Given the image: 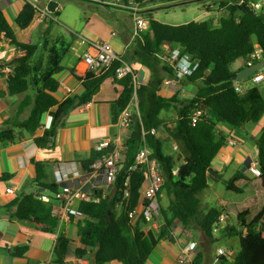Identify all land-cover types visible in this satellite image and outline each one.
<instances>
[{
  "label": "trees",
  "instance_id": "16d2710c",
  "mask_svg": "<svg viewBox=\"0 0 264 264\" xmlns=\"http://www.w3.org/2000/svg\"><path fill=\"white\" fill-rule=\"evenodd\" d=\"M196 1L202 0H188L186 3L184 0H148L153 5L160 4L157 9ZM217 1H221L220 6L223 7L229 0ZM230 1L232 4L221 12L216 26L211 20L167 25L153 18L152 12L156 9L142 12L148 27L134 39L122 56L130 66L135 62L150 71L149 82L140 85L136 93L140 121L133 120L130 135L124 143L123 167L116 177L111 195L105 197L98 190L95 196L99 202H78L76 206L85 215L82 221L84 225L80 223L78 226V236L81 244L89 248V264H145L153 247L170 236L176 221L184 229H197L201 234L200 249L198 247L196 250L191 264H264V125L256 140V160L261 175L249 177L238 172L224 180L223 204L219 208L209 207L200 199L208 188V178H212L207 170L227 141L219 131L220 127L225 126L233 131L257 124L264 115V97L260 91L251 88L242 94L236 93L232 81L236 71L231 70L236 61H247L257 48L264 58V16L254 14L246 3L238 5L237 0ZM207 10L210 11L209 8ZM35 16L36 11L26 3L15 23L24 30ZM1 37L24 53L9 64L13 70L7 77V94L10 97L24 94V97L17 105L14 116L0 125L1 146L17 143L25 134L34 136L41 127L43 116L48 113L52 118L51 126L41 137L34 139L37 148L46 150L62 125L58 121L61 114L91 102L107 78L111 77L122 87L115 103L118 113L132 99L131 78L116 79V63L104 74L89 72L80 79L84 91L77 105L76 97L59 102L54 97L59 83L53 75L61 72L62 68L53 58L51 69L39 74V65L30 64L37 46L17 40L0 8ZM165 46L179 48L190 61L198 63L194 74L182 82L196 87L191 93L185 91L187 95L184 98L178 95L164 98L160 94L163 80L173 77L172 70L162 65L157 57ZM34 87L36 89L32 95H25ZM4 95L6 93H0V98ZM195 107L203 110L204 116L192 124L189 113ZM53 108L56 111L52 112ZM26 110V117L21 118ZM170 110L176 118L167 123L162 115ZM161 128L166 131L169 141L177 145L178 152L166 153V142L158 136L147 133L143 138L141 135L142 129L149 132L152 129L160 131ZM144 143L161 168L163 183L157 199L165 194L169 200L167 207L159 206L161 227L157 234L145 232L148 223L143 218L131 224L127 217V211L138 203L146 178L145 169L129 171ZM99 156L101 153L94 152L88 161L82 163L83 168L88 170ZM34 165L36 177L33 184L53 199L52 195L59 190V186L46 182L48 165L39 161ZM9 178V174H4L0 181ZM127 178L130 197L120 205ZM25 192L22 190L4 206V212L10 220L29 224L43 234H53L57 228V221L51 215L53 200L44 203L41 201L43 193ZM221 215H225L228 221L222 238L238 236L239 248L234 256L226 252L225 256L213 259L208 251L218 238L212 235V227ZM68 245L66 237H58L53 250L55 263L64 264ZM76 252L78 256L86 254L82 250ZM25 253L26 248L20 247L13 251L12 256L23 257Z\"/></svg>",
  "mask_w": 264,
  "mask_h": 264
},
{
  "label": "crops",
  "instance_id": "0c3cea01",
  "mask_svg": "<svg viewBox=\"0 0 264 264\" xmlns=\"http://www.w3.org/2000/svg\"><path fill=\"white\" fill-rule=\"evenodd\" d=\"M55 1L58 6L53 11V15L56 16L57 21L43 20L39 15H36L29 27L24 30L19 29L15 21L26 5L25 0H0V8L17 40L37 46V51L31 58L30 64L31 66L39 65V74L51 69L53 58L62 68L61 72L53 75L59 83L57 92L54 94L55 99L59 102L75 97L77 100L83 94L84 89L80 79L89 73L82 61V55L87 49L86 42L106 41L117 55L123 56L134 41L132 38L134 16L138 15L145 19L143 11L160 6V4L153 5L144 0L138 3L135 0H127L125 3L120 0H80L82 2L77 0V4L66 2L64 6L58 0ZM183 3L181 5H186ZM39 4L42 7L46 6L44 0H39ZM67 4L83 6L81 14H65ZM136 5L139 6L137 12L135 9H131ZM203 9L205 12L202 15L211 13L207 7H203ZM154 12H152V16ZM210 20L213 24L218 22L217 18ZM23 55L22 51L10 45L8 39L0 38V93H6L0 98V125L3 121L14 116L15 101L23 100V97L20 96L24 94L17 95L19 97H15V100L7 94V77L13 70V66H9V64L12 60ZM244 62L243 60L236 61L234 64L237 66L231 70L237 73L243 69ZM131 66L137 76L138 83L146 85L150 80L149 69L135 62H132ZM185 83L182 85L187 93L195 91V86ZM251 88H257L264 97V81L257 84L249 83L247 90ZM33 89L35 90L36 87ZM121 92L122 87L111 77L107 78L91 102L64 113V117L60 120L62 125L57 129L51 146L46 150L37 148L34 139L41 137L44 131L51 126L52 118L48 113L43 116L41 127L34 136L25 134L17 143L6 146L0 144V177L4 174L10 175L8 180L0 181L1 264H58L53 261V250L57 243V228L53 234L48 235L36 231L29 224L10 220L3 207L15 197L7 195L6 189L13 188L16 195L22 190L27 191L30 188H32L31 193H39V188L33 184L36 177L34 162L39 161L47 164L49 170L46 182L55 183L54 172L56 169L66 168L68 164L75 163L78 169L85 170L82 163L91 158L92 154L96 152L95 147L103 139L123 135L126 141L130 133L120 130L118 127L119 113L115 105ZM160 94L164 98H170L174 95V89L162 86ZM75 105H77L76 102ZM54 111L56 108L52 109V112ZM170 116L176 118L172 110L162 115L163 118H170ZM25 117L26 115L22 118ZM263 125L264 115L257 124H249L244 128L231 131L225 126L220 127L219 131L226 136L227 140H235L236 145H225L213 159L211 168L221 175V179L208 178V188L200 195L204 204L212 208L222 206L224 186L218 185L221 180L230 179L238 172L252 177L246 173V169L251 162L257 163L256 140ZM158 137L168 144L170 153H175L171 149L169 137L164 129L159 131ZM41 193L47 194L44 190ZM100 193L108 197L111 195L112 189L104 187ZM168 203V198L162 194L158 200L159 206L165 208ZM77 205L78 202H74L75 208ZM146 226L145 232L158 233V230H155L150 224ZM61 231L69 240L64 264H89V248L81 244L77 225L74 222L65 224ZM188 241H195L197 250L198 247L200 249V232L197 229H184L176 221L170 236L159 241L153 247L145 264H175ZM211 246L209 248L210 256L214 259ZM20 247L26 248L23 257L12 256L13 251ZM77 250L85 251L86 254L78 256ZM231 253L235 252L231 251Z\"/></svg>",
  "mask_w": 264,
  "mask_h": 264
},
{
  "label": "built area",
  "instance_id": "2783aa9c",
  "mask_svg": "<svg viewBox=\"0 0 264 264\" xmlns=\"http://www.w3.org/2000/svg\"><path fill=\"white\" fill-rule=\"evenodd\" d=\"M144 1L146 2L148 0ZM25 2L29 4L36 11V15H39L43 20L47 19L50 21H56L53 12H49L46 6H40L39 0H25ZM237 2L238 5L246 3L248 8H250L254 14L264 16V0L261 2H256L255 0H237ZM220 3L221 1H218L217 6L220 12L224 11L232 4L229 0L225 6L221 7ZM212 5L215 8V4ZM121 6L129 7L125 5ZM213 7L209 6V8ZM131 9H135V12H137L139 6H132ZM147 27V21L140 16L135 15L133 18L132 38H137ZM86 44L87 49L82 55V61L89 72H93L97 75L104 74L111 70L114 64L118 63V66L114 70L116 79H122L127 76H130L131 78L133 90L132 99L118 116V127L120 130L122 129L130 133L133 120L140 121V112L136 94L140 84L137 81V76L131 69V66L123 60L122 56H119L114 52L112 46L108 42L93 41L86 42ZM157 57L162 65L170 68L173 72V77L165 78L162 82V86L173 88L174 95H178L180 98L186 97L187 94L183 88L182 82L194 74L195 70L198 68V63L190 61L189 57L179 48H171L169 46H165ZM263 59L264 58L261 57V50L257 48L245 63L246 66H252ZM262 81H264V71H261L260 69L244 81H233V88L236 93L242 94L247 90L245 85L247 82L257 84ZM203 116L204 111L197 107L192 109L189 113L192 124H195ZM147 133L158 136L159 131L155 129H152L149 132H145L143 129L141 130L143 138ZM124 143L125 139L123 135L100 141L95 147V150L96 152L101 153V156L89 166L88 170L78 169L75 163L68 164L66 168L61 167L55 170L54 180L55 184L60 186L59 190L52 195L53 199L47 195H43L41 196V201L44 203H50L52 202L51 200H53L51 215L57 221L56 242L58 237L64 236V233L61 231L63 225L71 224L73 222L77 227L80 223L81 226L84 225L82 221H84L85 215L73 206L74 202L97 203L99 202V199L95 196L96 191H103L104 187L113 190L116 177L123 167L121 163L123 161ZM170 144L172 151L178 152L177 145L173 142H170ZM225 145L234 146L236 145V141L232 139L227 140ZM151 156V150L144 143L136 154L133 168L129 169V171H135L139 168L145 169L146 178L140 191L138 203L132 210L127 211V217L131 224H134V222L143 218L144 221L150 224L155 230L159 231L161 221L159 217L157 194L161 190L163 177L158 161ZM246 173L252 177H259L261 175V171L256 162L250 163L246 169ZM128 184L129 180L127 178L123 184L120 205L130 197ZM6 194L16 197L13 188H7ZM227 225L228 221L226 216L221 215L212 227V235L217 238L223 236ZM196 250L197 243L195 241H188L183 247L175 264H191L195 257ZM216 254L217 257H222L225 256L226 251L224 249H218Z\"/></svg>",
  "mask_w": 264,
  "mask_h": 264
},
{
  "label": "rangeland",
  "instance_id": "374dc122",
  "mask_svg": "<svg viewBox=\"0 0 264 264\" xmlns=\"http://www.w3.org/2000/svg\"><path fill=\"white\" fill-rule=\"evenodd\" d=\"M59 2H61V4H64L66 2L68 3H73V4H77V0H58ZM186 1L188 0H184V2L186 3ZM256 2H261L262 0H255ZM78 2H82V1H78ZM86 3V2H85ZM73 4H67L66 5V11L64 12L65 14H69V15H76V14H81L82 11V7L81 5H73ZM212 4H215V8L213 7ZM209 6H212L213 8L210 9ZM218 1L217 0H202V1H196V2H190L187 3L186 5H172L169 6L168 8H161V9H157L160 6H157L153 14L154 18L156 19V21L163 23V24H167V25H181V24H186L188 22H192V21H208L212 18H217L219 19L221 16V12L218 11ZM203 7H207L211 10V13L206 14L205 16L202 15L204 14L205 10L203 9ZM78 10V11H76ZM80 11V12H79ZM88 13V12H87ZM54 17H56L55 15H53ZM84 18V16H83ZM57 21V18H56ZM216 26V24H215ZM237 66V64H233L231 66L232 69H234ZM261 71H264V69H261ZM246 87L249 85V83L247 82ZM33 92H35L34 89H30L27 94L28 95H32ZM15 97L18 98L19 96H13V99L15 100ZM20 97H24L20 96ZM15 105H14V113L16 110V105L19 101H15ZM27 115V111L22 115L25 116ZM21 117V118H22ZM175 117L170 116V118H165L167 123L170 122L171 120H173ZM164 150L166 151V153L169 152V147L168 144H164ZM170 153V152H169ZM228 180V179H226ZM223 181L221 180V183L219 182V186H224L223 185ZM238 236H231V237H219L218 240L216 242H214V244L211 246V249L214 253V256L217 257L216 255V250L218 248H224L226 252H236L238 251L239 248V244H238ZM211 251H208V254H210ZM232 254V253H231ZM234 256V254H232ZM214 257V258H215Z\"/></svg>",
  "mask_w": 264,
  "mask_h": 264
},
{
  "label": "water",
  "instance_id": "95a60500",
  "mask_svg": "<svg viewBox=\"0 0 264 264\" xmlns=\"http://www.w3.org/2000/svg\"><path fill=\"white\" fill-rule=\"evenodd\" d=\"M45 4H46V8L49 12H53L55 10V8L58 6V3L55 0H44ZM185 4V3H183ZM179 5V4H176ZM243 69H241L240 71H238L234 76H232V81L235 82H240V81H244L246 79H248L250 76H252L254 73H256L257 71H259L260 69L264 68V59L253 64L252 66H246V63H243ZM79 99L76 100V104H78ZM64 113L61 114V116L58 118V120L60 121L63 117H64ZM110 152V150H109ZM207 173L213 177L214 179L220 180L221 179V175L216 173L215 171H213V169L210 167L207 170ZM32 191V188L28 189L25 193L26 194H30ZM43 191L42 188L38 189V192L41 193ZM87 259V256L85 257Z\"/></svg>",
  "mask_w": 264,
  "mask_h": 264
}]
</instances>
